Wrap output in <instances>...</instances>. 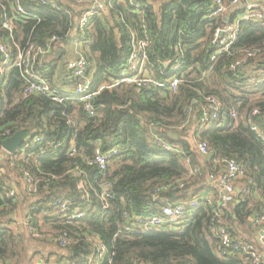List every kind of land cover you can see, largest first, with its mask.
I'll use <instances>...</instances> for the list:
<instances>
[{
	"label": "trees",
	"instance_id": "obj_1",
	"mask_svg": "<svg viewBox=\"0 0 264 264\" xmlns=\"http://www.w3.org/2000/svg\"><path fill=\"white\" fill-rule=\"evenodd\" d=\"M93 1L21 0L34 16L23 20L14 0H0V45L11 60L30 44L44 50L58 45L51 65L36 69L65 97L53 78L66 56L64 41L74 34L83 43L85 76L95 94L89 102L93 114L76 98L26 96L21 70L13 61L4 65L0 53V264H85L93 235L107 247L97 264H253L243 250L218 252L217 203L199 194L222 171V160H235L245 171L240 183L248 191L220 217L232 239L242 243L239 229L252 230L250 219L264 212V82L248 83L264 72V23L243 22L238 40L222 51L213 44L221 21L208 18L215 0H186L188 6L182 0H105L106 12L81 28L80 18ZM10 19L11 30L4 26ZM133 36L150 41L145 70L158 83L151 88L121 82ZM61 69L77 85L69 65ZM177 78L181 82L172 90ZM208 97L223 111H237L238 120L201 123ZM19 131H31L28 144L40 142L5 153L2 142ZM157 138L183 153L158 146ZM198 142L208 144V156L197 152ZM98 147L106 155L119 151L105 175L93 163ZM185 158L198 173H191ZM19 183L22 200L18 193L9 196ZM201 198L179 229L125 231L135 215L160 214L168 205ZM58 201L67 203L66 214L57 213ZM78 213L82 216L75 217ZM250 241L243 244L251 246Z\"/></svg>",
	"mask_w": 264,
	"mask_h": 264
},
{
	"label": "built area",
	"instance_id": "obj_2",
	"mask_svg": "<svg viewBox=\"0 0 264 264\" xmlns=\"http://www.w3.org/2000/svg\"><path fill=\"white\" fill-rule=\"evenodd\" d=\"M244 0H231L226 2L225 0H215L214 10L209 14V19L221 21V25L216 29L213 44H218L222 48V51H229L230 47L238 40L239 33L241 31V25L243 22H253V23H264V5L262 3H245L243 6L242 2ZM248 1V0H245ZM16 15L21 17L23 20H29L33 18V14L27 12L22 5L21 0H14ZM140 7V6H138ZM102 12H106V1L105 0H95L92 6L83 13L80 18L79 26L81 28L85 27L95 15H99ZM229 18V21L225 22V19ZM4 26L6 29L11 30L14 26V21L12 19L5 21ZM52 41H56L53 39ZM66 41V40H65ZM64 41V42H65ZM62 42V41H61ZM133 47L130 56L122 70V81L126 84L136 85L137 87L151 88L153 85H158L154 80L153 74H149L146 68V49L150 46V41L148 39L137 41L135 36L132 39ZM83 45V44H82ZM83 50V49H82ZM51 50H44L42 48H37L33 44H30L27 48L21 50L15 60L10 59L6 45H0V53L5 54L6 61L4 65L13 61L14 65L18 67L26 82L25 95L29 96L31 94H45L50 95L56 101L62 102L64 99L76 98L80 101H85L87 104V109L93 114V110L89 105L90 100L95 95L90 91L91 80L85 76V70L87 68V61L83 55H79L73 59H67L65 62L69 65V68L73 70L75 76L78 78V83L75 86V91L71 95H65L62 97L55 90L51 89L47 81L42 79L36 66L42 65L45 58L50 54ZM251 56V55H250ZM245 59L242 61H237L232 69L235 70L242 66ZM168 65L165 64V67ZM181 82L180 79H175L171 83V89L176 90L177 86ZM264 82V72H262L260 77H252L248 80L249 84L256 85L258 83ZM254 115L258 114V111L253 112ZM229 118L238 120V112L223 111L220 102L213 98L208 97L205 104L201 109L200 120L203 124H210L217 121H225ZM184 125L183 127H185ZM182 127V128H183ZM252 129L263 136L262 131H260L257 126L252 122ZM29 142V141H28ZM26 144V147L30 145H36L40 142V138L35 139L31 144ZM156 144L167 151H172L176 153H183L182 149L178 146L169 144L159 138L156 139ZM197 152L201 156H208L210 154L209 146L206 142H198ZM119 154L118 149H113L110 154H104L98 147L95 154V159L93 161L99 167V171L102 175L107 172V166L110 159L113 156ZM223 169L218 175H211V180L218 181V195H217V209L214 213V217L217 218L216 228L214 229L215 235L218 239V252L221 254H232L234 251L243 250L253 264H261L264 259V255L249 246L248 244L237 243L232 239L231 233L227 226L223 224L220 218L225 213H230L231 207L240 203L241 196L240 193H247L246 187L239 185L240 181L245 176V171L235 160L224 159L222 160ZM185 164L190 168L192 174L198 173L197 169L192 168V161L190 158H185ZM30 182L31 179L27 178ZM237 189L239 191L237 192ZM16 190L9 192V196L15 197ZM112 198V196H110ZM201 199H193L178 204L166 206L160 214L146 215V216H133L132 221L129 226L125 227L126 232L139 231L140 233H146L152 229L167 230V229H179L184 225L186 217L190 215L200 204ZM58 214H66L67 203L58 201L56 204ZM82 214H76L75 217H81ZM128 217V215H125ZM28 223V220H25ZM253 224L255 227L259 228L263 232L264 239V212L258 214L253 219ZM90 241L93 244V252L85 264H97L102 258L105 257L107 253V247L102 243V241L96 236H91ZM58 264H76L71 261H62Z\"/></svg>",
	"mask_w": 264,
	"mask_h": 264
},
{
	"label": "crops",
	"instance_id": "obj_3",
	"mask_svg": "<svg viewBox=\"0 0 264 264\" xmlns=\"http://www.w3.org/2000/svg\"><path fill=\"white\" fill-rule=\"evenodd\" d=\"M72 41L70 42V47L68 49H66V47L63 44V47L66 51V56L64 58H62V61L60 63V65L58 66L57 70H56V74L55 77L53 78V85L54 88L59 90L61 93L65 94V95H71L74 93L75 91V82L72 81L71 77L68 76V72H67V76L64 75V72L62 71L61 67L63 64H65V62L67 61V59H73L79 55L82 54V49H83V43L81 40H79L74 34L72 35ZM65 43V42H64ZM58 45H56V47L51 50L50 53V57L49 59L44 60V64L46 65H51L52 61L54 60V57L56 56L54 52H56V48ZM3 151L5 153H7L4 149ZM218 181L217 180H212V182H209V186L210 188H208L207 190H204L203 192H201L199 195L209 201H215L217 200V195H218ZM239 185H242V183H240ZM14 190H16V192L18 193L20 199L22 200L23 198V194H21L20 191L24 190V184L19 183V188L16 184H14ZM239 191V189H237V192ZM16 218L18 219V222L21 223L24 216H23V212L21 209H18L17 214H16ZM250 221H252L253 224V218L252 220L250 219ZM247 227H243L240 228L238 233H239V238H242L244 241H242V243H246L245 241L251 240V246L252 248L260 251L263 255H264V239H263V232L262 230H260L259 228L255 227L253 224V229L247 232Z\"/></svg>",
	"mask_w": 264,
	"mask_h": 264
},
{
	"label": "water",
	"instance_id": "obj_4",
	"mask_svg": "<svg viewBox=\"0 0 264 264\" xmlns=\"http://www.w3.org/2000/svg\"><path fill=\"white\" fill-rule=\"evenodd\" d=\"M262 2H264V0H248V1L244 0L241 6H243L245 3H262ZM181 3L187 6L189 5V2H187L186 0H182ZM228 21H229V18H226L224 24ZM72 40H73L72 37H69L65 41L64 46L66 47V49L70 47V42ZM31 138H32L31 131H19L2 142V149H4L7 153L11 155H14L22 147L26 146L27 142Z\"/></svg>",
	"mask_w": 264,
	"mask_h": 264
},
{
	"label": "rangeland",
	"instance_id": "obj_5",
	"mask_svg": "<svg viewBox=\"0 0 264 264\" xmlns=\"http://www.w3.org/2000/svg\"><path fill=\"white\" fill-rule=\"evenodd\" d=\"M49 57H50V54H49V56L46 59H49Z\"/></svg>",
	"mask_w": 264,
	"mask_h": 264
}]
</instances>
